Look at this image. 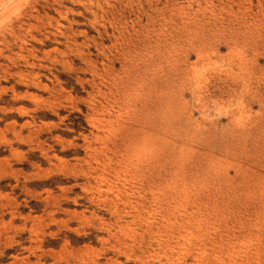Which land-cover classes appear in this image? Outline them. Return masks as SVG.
Returning a JSON list of instances; mask_svg holds the SVG:
<instances>
[{"label":"rangeland","instance_id":"374dc122","mask_svg":"<svg viewBox=\"0 0 264 264\" xmlns=\"http://www.w3.org/2000/svg\"><path fill=\"white\" fill-rule=\"evenodd\" d=\"M0 264H264V0H0Z\"/></svg>","mask_w":264,"mask_h":264}]
</instances>
